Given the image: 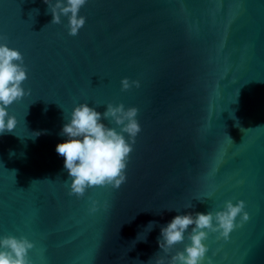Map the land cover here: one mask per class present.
I'll return each mask as SVG.
<instances>
[{"label":"water","instance_id":"1","mask_svg":"<svg viewBox=\"0 0 264 264\" xmlns=\"http://www.w3.org/2000/svg\"><path fill=\"white\" fill-rule=\"evenodd\" d=\"M79 15L70 36L43 0H0V43L22 53L30 90L0 135V237L33 242L31 264H148L176 215L243 200L249 220L210 233L202 264H264V0H88ZM81 103L136 107L141 132L126 182L76 197L55 149Z\"/></svg>","mask_w":264,"mask_h":264},{"label":"clouds","instance_id":"2","mask_svg":"<svg viewBox=\"0 0 264 264\" xmlns=\"http://www.w3.org/2000/svg\"><path fill=\"white\" fill-rule=\"evenodd\" d=\"M52 15L51 24H60L61 17H67L68 35L76 36L85 25L86 18L79 15L80 9L88 0H43ZM38 12V10H35ZM6 40L0 35V41ZM28 78L27 67L22 53L10 48L6 43H0V135L12 133L17 125L16 117L10 115L8 108L16 101L30 94L22 86ZM122 91L131 87H140L139 80H121ZM138 108H125L124 104L108 103L102 114L96 107L87 103L76 105L70 120L62 127L61 135L67 139L56 145V152L64 158V169L71 180L68 195L83 197L89 188L111 186L119 189L126 182V169L137 135L141 132L137 120ZM103 120H109L119 127H108ZM259 127V126H258ZM33 132L32 137L41 135ZM228 136V135H227ZM229 141L232 139L228 136ZM214 167L208 175L215 173ZM67 185V180L65 181ZM211 192L207 196H211ZM197 200L203 202L202 199ZM97 202H92L91 212L97 210ZM191 208V203L185 205ZM243 200L235 204L232 200L224 202L222 210L196 212L176 215L169 223L160 228L157 239L160 250L164 255H157L148 264H202L208 246L204 243L210 233L216 234V239L229 240L230 234L249 220ZM169 211L174 209H168ZM239 217V223H237ZM156 225L150 221L147 231ZM189 229H191L189 231ZM145 238V237H144ZM185 239L183 250L173 249ZM34 248L33 242L25 237L11 235L0 237V264H31L29 250ZM215 255V253H214ZM142 264V262H139ZM211 264V258H209Z\"/></svg>","mask_w":264,"mask_h":264}]
</instances>
